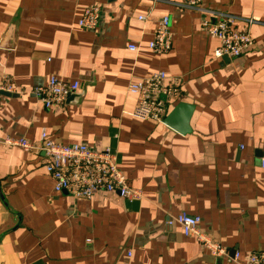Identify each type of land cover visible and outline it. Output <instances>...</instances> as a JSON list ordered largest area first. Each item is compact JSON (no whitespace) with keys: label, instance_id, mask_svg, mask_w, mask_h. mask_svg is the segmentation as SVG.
Masks as SVG:
<instances>
[{"label":"crops","instance_id":"obj_1","mask_svg":"<svg viewBox=\"0 0 264 264\" xmlns=\"http://www.w3.org/2000/svg\"><path fill=\"white\" fill-rule=\"evenodd\" d=\"M181 2L0 0V77L17 89L0 92V264H243L264 251V0L205 1L249 30L254 46L236 58H214L218 41ZM91 4L101 20L87 30L77 23ZM163 16L172 47L158 54L147 45ZM157 71L180 78L165 117L179 103L191 107L184 134L132 115L138 96L127 85ZM51 76L80 87L45 109L32 89ZM42 131L116 151L127 184L144 198L55 192L42 153L4 142H38ZM182 211L199 216L226 252L213 256L167 226Z\"/></svg>","mask_w":264,"mask_h":264},{"label":"built area","instance_id":"obj_2","mask_svg":"<svg viewBox=\"0 0 264 264\" xmlns=\"http://www.w3.org/2000/svg\"><path fill=\"white\" fill-rule=\"evenodd\" d=\"M205 1L182 0L181 6L199 13L201 29L210 38L218 41L219 44L213 52L214 58H236L251 50L254 40L249 30H236L233 26L236 18L232 14L209 8ZM138 18L143 20L146 17ZM100 20V6L91 4L83 8L77 24L81 28L94 30ZM147 46L150 51L158 54H165L171 50L172 33L168 16H163L156 22ZM128 48L135 51L138 46L130 44ZM179 82L180 78L170 77L165 71H157L129 82L127 91L138 96L132 115L142 120L163 122L166 115V99L180 97ZM79 87L77 81L68 82L51 76L44 85L33 88L32 93L45 109H50L62 105L65 97L70 92L77 91ZM16 91L11 79L7 75H2L0 92L13 94ZM4 142L25 151L42 153L44 167L53 181L54 191L66 192L75 200H89L99 192L115 193L128 202H139L144 198L141 190L127 184L126 177L118 166L117 152L109 147L99 150L83 143L62 144L51 140L45 131L41 132L38 142H31L25 138L6 139ZM259 161L264 169V157ZM200 221L199 216L182 211L175 216H169L166 224L169 227L178 225L184 236L195 238L201 247L213 256H221L226 249L199 227ZM131 256L132 252L128 251L129 260ZM237 258L236 253L234 259ZM243 264H264V251L249 252Z\"/></svg>","mask_w":264,"mask_h":264},{"label":"water","instance_id":"obj_3","mask_svg":"<svg viewBox=\"0 0 264 264\" xmlns=\"http://www.w3.org/2000/svg\"><path fill=\"white\" fill-rule=\"evenodd\" d=\"M190 110L191 107H189L187 104L179 103L168 113L163 122L176 129L178 132L184 134L189 131L188 117ZM0 197L2 200H4L1 188Z\"/></svg>","mask_w":264,"mask_h":264}]
</instances>
